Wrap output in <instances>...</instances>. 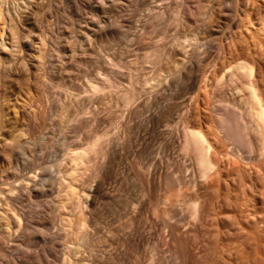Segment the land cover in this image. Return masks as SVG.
I'll use <instances>...</instances> for the list:
<instances>
[{
    "label": "rangeland",
    "instance_id": "rangeland-1",
    "mask_svg": "<svg viewBox=\"0 0 264 264\" xmlns=\"http://www.w3.org/2000/svg\"><path fill=\"white\" fill-rule=\"evenodd\" d=\"M23 1L0 0V8L4 10L5 15L7 9L11 12L14 9L15 14L18 12L22 16L28 14V4H25V1L22 4ZM97 1L101 0H93L91 4L85 1V6L81 3L82 0L31 1L33 5H38H32V10L30 9L26 24L28 29L24 34V40L33 39L30 55L34 58L36 67L31 72L28 71V65H24L26 56L21 44L13 46L7 39L12 23L4 16L0 19V27L4 28L2 39L7 44H0L5 68L3 65L2 67L4 71L13 70L6 82L0 85V130L3 128L2 136L5 135L6 140L14 139V135L19 132L16 129L22 128L18 124L16 111L24 109L29 110L30 114H39L37 127L29 129L30 133H21L30 139L37 135V141L41 139V145L49 144V147L38 149L43 153V159L39 157V172L38 168L34 172H41L43 178H46L48 169L44 167L53 164L52 157L47 155L48 151L52 149L56 154L65 142L70 145L81 144L92 131L106 134L107 140L109 139L107 158L104 157L101 161V158L93 157L88 162L89 165L87 164L88 168L81 171L83 173L78 177L80 180L73 182L71 212L74 211V214H71L76 217V226L73 227L75 232H72L71 238L76 242L74 244L79 245L82 242L81 237L88 232L89 240L91 243L93 240L92 244H95L93 247L96 250L93 247L89 250L83 242V245L79 246L80 253L73 254L72 258L77 259L79 264H181L180 260L183 259L185 264H264L263 213L260 225L258 224L263 231L259 246L256 247L253 239L248 243L249 240L244 234L241 235L242 238L239 234L234 236L223 231L221 222L218 227L205 216L200 220L202 224L200 221H190L181 207L173 206L176 218H183L182 223L188 228L181 233V242L179 240L174 244L166 220L152 208L155 205L153 202L158 201L154 198H159L168 188L164 182L165 172H170L172 177L174 174V179L185 176L189 178L192 175L193 160L190 155L180 151L179 145L185 124L190 121L193 123L189 125H193L198 115L204 116L205 109L208 110L204 111L205 115L206 112L209 114L211 106L207 107L208 101L203 103L207 96L204 87L214 86V78L222 77L225 84L219 87L220 89H215L216 85L212 87L217 90L215 93L208 87L205 90L213 91L215 96L208 92L212 98L219 95H235L236 86L231 85L230 73L227 70L236 73V65L245 60L261 65L262 72L259 74L260 79L263 78L264 81V0H216L218 7L214 12L210 9L207 12L208 0H125L126 8L118 11L112 7L103 9ZM20 3L21 8L18 9ZM77 6H80L79 10ZM168 6L169 9L176 7L171 11V16ZM98 8L101 10H97ZM96 10L99 17L95 16ZM174 10H180L181 16L188 13L189 18L184 22L186 25H179L178 19L174 17ZM160 12H163L162 17L156 15ZM45 13L48 17L44 20L42 15ZM209 16L212 19H209ZM89 18L99 19V25L89 21ZM232 21L235 22L234 25ZM35 29L42 31L38 38L33 35ZM145 32L146 35H143ZM137 37H141L142 42L137 43ZM64 43L65 45H62ZM159 45V62L158 59L149 62H146L147 59L142 60L141 55H147L146 49L155 46L157 48ZM179 47L183 52H177ZM184 54L187 58L183 57ZM18 64L21 65L19 67H26L19 73L15 70ZM226 71L228 74L225 76ZM96 83L102 84V90L99 94L92 95L91 85ZM125 91L131 95L128 96L129 93L127 95ZM198 93L201 96L205 93V97H200ZM131 96L134 97L130 102ZM124 97L128 100H124ZM198 98H204V101ZM70 102L72 107L75 105V108L82 109L78 118L73 121L60 117L57 112L61 105ZM13 131L17 133L13 134ZM8 135L12 137L7 139ZM26 136L21 137L23 140L19 139L20 136L17 139L24 141L27 140ZM32 154L36 155L34 152ZM261 159L260 165H252L255 167L252 172L264 177V158ZM166 161L169 164L166 165ZM6 164L0 162V185L3 186L7 185L4 183H10V178L13 179L12 164ZM182 165L185 168H181ZM4 166L7 167L4 169ZM247 167L250 168L251 165ZM252 167H245L244 172L252 173ZM59 169L57 166L56 174L60 178ZM260 176L257 178L258 183L264 182V178ZM149 178L152 180V194L147 190ZM247 178L249 179L248 176ZM2 181L4 183L1 184ZM93 183H96L100 194L92 198L91 206L89 200L88 203L85 201L89 199V188ZM240 191L238 190V196L243 198L244 193L242 195ZM262 191L260 195L263 197ZM202 193L205 207L209 208L213 203L214 191L209 188ZM44 196L39 198L38 206L27 198L23 199L20 205L31 214L39 215L40 219H43L41 221L45 222V227L47 226L38 233L39 245H35V248L28 249L23 246L9 250L4 256L5 259L2 258L3 261L14 263L24 256L30 258L32 264H47L48 261L54 260V247L60 249V246L56 245L57 240L53 238L59 229L60 216L57 217L58 221L56 220L58 227L55 224L56 230L53 231V226L47 223L50 222V202L54 195ZM159 206L167 208L170 204L160 202ZM61 210L60 208L58 215ZM82 217L85 220L88 218L84 226L78 224ZM215 227H218V231L214 230ZM221 231L223 232L219 236ZM213 232H219V235H214ZM220 237L223 238L220 240ZM238 239L245 243L242 244ZM246 244L249 245L245 248ZM175 246L177 249L180 246L182 248L176 249V253ZM179 251L184 253V257L181 255L183 258L179 256ZM99 254L106 257V262L96 263V256ZM109 256L112 259L108 261Z\"/></svg>",
    "mask_w": 264,
    "mask_h": 264
},
{
    "label": "bare ground",
    "instance_id": "bare-ground-1",
    "mask_svg": "<svg viewBox=\"0 0 264 264\" xmlns=\"http://www.w3.org/2000/svg\"><path fill=\"white\" fill-rule=\"evenodd\" d=\"M24 1H25V4L26 3L28 4L27 5L28 14L21 16L18 12L15 14L16 11L14 9L12 11V12L15 11L14 13H12L10 9H7V15H5L4 10L0 8V19L2 18V16H4L7 20H9L12 23V25L10 26V31H9L7 39L9 41V44H12L13 46L17 45V43L21 44L23 48V53L27 57V58L25 57L24 65H28L29 67L28 71L31 72L36 67L34 63V58L30 55L31 50L33 49V39L24 40V34H25V31L28 29L26 24L29 20V14L31 12L30 9L32 10L33 3L31 2L32 0H24ZM24 1L22 4H24ZM85 1L91 4V1L93 0H82L81 3L84 6H85ZM107 1L109 2L105 3L106 2L105 0H101L100 2L97 1V3H99V5L103 7V9H105V7H109V8L112 7L113 9H117V11L125 9L127 6L125 4V0L124 1L123 0L122 1L121 0H107ZM208 1L210 3L208 2L209 6L207 5V12L209 11V9L212 10L211 12H214V10L217 9L218 7L217 1L216 0H208ZM97 3H95V5H97ZM123 5H125V7H123ZM33 6H38V5L37 3H35V5ZM84 6L83 8H85ZM79 7L77 10H79ZM17 8L18 9L21 8V3H20V7L18 5ZM167 9H169V6L167 7ZM173 9H176V7L169 9L170 16H171V11H173ZM97 10H101V9L98 8ZM100 12L102 13V11ZM83 13L84 12L82 11L81 15H83ZM173 13H174V17L178 19L180 23L179 25L181 24L186 25L184 22H186V19L189 18L188 13L185 16L180 15V10H174ZM93 15H95V13H93ZM156 15L158 16L161 15L162 17L163 12H160ZM205 15L207 17V13H205ZM95 16L99 17L98 11H97V15ZM210 16H209V19L211 18ZM47 17L48 16H46V13L42 15V19L44 20ZM85 17L87 16L85 15ZM89 21H93V23L95 24L97 23V25H99L98 23L100 22L99 19H92V18H89ZM234 24L235 22L232 21V25ZM3 31H4V28L1 26L0 27V44H2L3 46H6L7 45L6 42H3V39H2ZM41 32H42L41 29H38V30L35 29L34 34H33L34 37L38 38L41 35ZM126 32L129 36L128 31ZM124 33L125 32H123V34ZM132 35H135V34H132ZM143 35H146V32L143 33ZM143 35H141V37H143ZM136 36L137 35H135V37ZM141 37H139V39L138 37L135 39L137 40V43H139V41L142 42ZM62 45H65V43ZM139 47L141 46L139 45ZM155 47L151 49H146L147 55H141V57H143L142 59L143 61L147 59L146 62H149L152 59H156V60L158 59L157 62H159L160 57H158V55L160 51L159 48L161 47L160 45L157 48ZM179 48L180 49L177 52L182 51L181 47ZM181 54L183 55V53ZM183 57L187 58L185 54ZM3 61L4 60L0 54V85L6 82V79L11 75V72L13 71L12 69H11L12 71H4ZM19 66L21 65L18 64L17 67H15V70L18 73L21 72V70H23L22 68L24 69L26 68L25 66L24 67H19ZM261 68H262L261 65L256 64L254 61L245 60L236 65V69H237L236 73L229 72V70H227L228 73H230L229 79H230L231 85L234 84V86H236L235 87L236 93L235 95H231V96L219 95L218 97H214L215 95L212 93L213 91L212 92L208 91V89L205 90L206 87H208L209 90L210 89L214 90L212 87H214L215 85H216L215 89H217V87L221 88L225 84V81L222 79V77L221 79H219L220 77H217V78L215 77L214 78L215 85L211 87H209V85H207L206 82H204L205 86L207 85L206 87H204L205 93L207 92L206 95L208 96L210 92H211L210 93L211 95H214L213 96L214 98H212V96L209 94L210 96H208V99H207V96L205 97L204 95L205 93H203L204 97L206 98L205 102H203L204 98L203 99L201 98L204 104L206 103V101H208L206 104L208 105L209 103V106H207L208 108L211 106L209 110V114L206 112V115H205L204 111H208V110L204 108L205 109L203 110L204 116H201V114L198 115L197 116L198 119L194 121L193 125H189V123L190 124L193 123V122L191 123L190 121L189 123H186L188 125L185 124V126L182 128V131H181L182 141L180 142V145H179L180 151L185 155H190L193 160L194 170L192 171V175L189 178L185 176L182 178L174 179L173 177H176L174 176V174L172 177L170 172H165L163 175L164 182L168 186V188H166V191H164V193H162V195L159 198L155 194L156 197L155 196L154 197L157 199L154 198V200H158V201L153 202L155 203V205L153 204L154 206H152V208H154V211H158L157 213H160V215H162L164 219L166 220V223H167L166 225L169 230L170 238H171V241L174 242V244L175 243L177 244L178 241L180 240L181 233L185 229L188 230L185 223H182L183 218H176L175 207L173 206H179L183 209V211H185V213H187V216L190 218V221L193 220L194 222H198L201 220L202 217L205 216V218H208L211 222H215L217 226L219 222H221L224 227V230L221 228L220 230L227 231L228 233L234 236L236 234H239L240 236L244 234L249 240L248 243H251L250 240L253 239V241L256 244V247L259 246V242L261 240L260 239L261 232L263 231V230L262 231L260 230L261 228L259 226L260 225L259 222H260L261 215H262L261 213H263L264 215V198H263L264 196L262 197L260 193L262 189H263L262 192H264V182L258 183L257 178L260 175L258 173H256L257 174L256 175L255 173L252 172V170L253 168H255L254 167L255 165L256 166L260 165L259 159L262 158L261 160H263L264 158V81L262 80L263 78L260 79L259 73L261 71ZM227 71L224 73L225 76L228 74ZM100 85L97 83L91 85L90 91L92 95L99 94V92L102 90V86ZM216 91L214 90V93ZM133 92L135 93V91ZM128 93L126 94L130 96L131 95L130 92ZM198 94L200 97L203 96V95L201 96L200 93ZM133 97L130 99V102L133 99ZM209 97H211L212 99ZM126 98L127 97H124V100ZM126 100H128V98ZM203 103L202 105H204ZM11 104L13 105V103ZM73 107L71 106V102H70V104L61 105L60 108L58 109L59 111L57 112L60 117L63 116L66 118V120L73 121V120H76V117L79 115V113L82 112L81 108L78 109V108H75V107L73 108ZM28 111L24 109L19 110L18 112L16 111L15 114L18 115L17 119L19 120L18 124H20V127L22 128L21 129L19 128L18 130V128L14 126L15 128H17L16 131H19L18 133L13 131V134L14 132L17 133L16 136L14 135L15 137V138L13 137L14 139H8V137L9 138L12 137L8 135L7 136L8 140H6L5 138L6 136L5 135H4L5 137L2 136L1 130L3 128L0 130V135H1L0 136V162L7 163L6 164L7 166L9 164H12L11 165L12 168L9 167V169L10 168L13 169L11 172L13 179L10 178L12 182L9 181L10 183H4L3 182L4 180L1 182V184L2 183L7 184L8 187L7 185L5 186L0 185L2 186L0 187V264H32L31 259L25 256L24 258L18 259V261L14 263L13 262L10 263L7 261L5 262L3 261L2 258H4V256L7 253H9V250L19 249L20 247H23V246L29 249L31 247H34L37 244L39 245L38 233L39 231L41 232L43 229H45L47 226L45 227V222L43 223L41 221L42 218L40 219L39 215H36L34 213L31 214L28 210L26 211L22 209L20 205H21L22 200L27 198L29 200H32L34 205L38 206L40 203L39 198L47 194L54 195V197L51 196L52 201L50 203L52 204V207L51 209L48 208L49 211L51 212V216H50V222L47 224L48 225L50 224L53 226V231L56 230L55 224L58 227L57 225L58 220L60 224L59 229H57L58 231L56 230V233L53 235L54 240H57L56 245L60 246V249H58L57 247L56 248L54 247V249L52 248L54 250L53 255L51 253L49 254H51L54 257L53 258L54 260L50 259L51 261H48L47 264H79V261L75 258L73 259L72 257L80 253L79 252L80 244L83 245V242H84L85 243L84 245L89 247L88 248L89 250L95 244H92L94 243L93 240H92V243L90 242L88 232L85 233L81 237L82 242L79 245L74 244L75 241H73V239L71 238V234L74 231L73 227L76 226L74 225L76 224L74 223V218L76 217L75 216L73 217L71 214L72 212L74 214V211L71 212V208L73 210V207L71 205L72 196L74 192L73 182L80 180V179L78 180V177H80L79 176L80 173H83L81 171H83V169L86 170L88 168V165H89L88 162H90V160L93 157L101 158V161H103L102 158L104 157L107 158L106 154L108 153L107 148L109 147L108 146L109 139L107 140L106 134L105 136L104 134H100V132L98 134L92 131L93 133L92 134L90 133V135L86 138V140L84 139V142L82 141L83 143L81 142V144L76 143L77 145L75 144L70 145V144H67V142H65L64 145L57 151L56 154L52 151V149L49 150L48 151L49 154L47 155H50L52 157L51 161L53 162V164L49 165L48 167L46 166L44 167L48 169V171H47L46 178H43L42 174H40L41 172L38 173L39 172L38 166L40 164L39 157L43 159V153H41V151H38V149H41V147H49V144L45 143V145H41V139L37 141L38 140L36 138L37 135L35 136V138H32L35 132L32 134V137L30 136L32 139L27 137L25 134L21 135V133H24L26 131L27 133H30L29 129L31 128L35 129L37 127L36 123L39 122L38 120L40 118L39 114L37 113L30 114L28 113ZM201 113H202V109H201ZM155 118L157 119V117ZM152 119H154V117H152ZM36 134H37V131H36ZM23 135H24V138L25 136L27 137V140H24V141L19 140V139H22L21 137H23ZM29 150H31V152ZM32 152H34V154L36 155L34 156L33 154L31 155ZM108 155L109 154H107V156ZM167 164H169L168 161H166V165ZM249 164L251 165V167L253 164L254 166L252 167L250 171L252 173L248 172L247 174V172H244V168L245 167H246L245 169L249 168L247 167ZM56 165L60 167V169L58 170L59 174L61 175L60 178L56 174L57 173ZM7 166H4V169ZM20 167H21V170H20ZM36 168H38L37 173L34 172ZM181 168H185V166L182 165ZM27 169H28V173H27ZM40 170L42 171V168ZM8 171H7V174H8ZM181 175H183V173H181ZM5 176H6V173H5ZM247 176L249 177V179L247 178ZM261 178L263 179L264 177H261ZM151 181L152 180H150L149 178L148 183H147L148 191L151 190V186H152L150 184ZM261 181L262 180H260V182ZM209 188H211V190L214 191L215 196H214L212 205L210 204L211 206L209 208H206L205 199L202 196L204 193L202 192L204 190L206 191V189H209ZM238 190L242 191V195L244 193L243 198L239 197L240 195L238 196L239 194ZM99 194H100V191L97 190L96 183H93L92 185H90V188H89V195H88L89 199H87L85 202L88 203V200H89V205L92 206L93 204L92 198ZM150 194H152V192ZM160 202L170 204V207L161 208L159 206ZM85 206L86 205H84V209L86 208ZM60 208L62 210L60 214L58 215ZM39 213L40 211L37 212V214ZM88 214H89V211L85 215L87 216ZM58 216H60V219ZM57 217H58V220H57ZM82 218H80L82 220L78 218L77 220H80L79 221L80 223L78 222V224H82L84 226V224L88 222L87 221L88 218L86 220L84 219V217ZM217 229L215 227L214 230H217ZM223 231H221V233L218 232L220 235L216 232H215L216 234L214 232L213 233L214 235L218 234L219 236H221ZM250 234H252L253 237L250 236ZM225 235L226 234H224V236ZM72 237L74 239L76 238L74 236ZM221 238L223 237H220V240ZM240 241L242 242V239ZM3 243H6V244L4 245ZM51 243H53V240ZM174 244H172L173 247H174ZM255 244H252V245L254 246ZM247 245L249 244H246L245 248L247 247ZM180 247H178L177 249L175 246V250L176 249L179 250ZM242 247L244 248L243 245ZM93 249L95 248L93 247ZM177 250L175 251L176 253H177ZM257 250H259V248ZM183 254L184 253L180 252L179 256ZM183 257L181 256V258ZM107 258H108L107 259L108 261L112 259L110 256ZM105 260H106V257L104 255L99 254L98 256H96V263L106 262ZM183 260H180L181 264H185L186 261H183ZM235 261L238 262L237 260ZM227 263L229 262H226V264ZM90 264H94V262H91ZM105 264H107V262Z\"/></svg>",
    "mask_w": 264,
    "mask_h": 264
}]
</instances>
